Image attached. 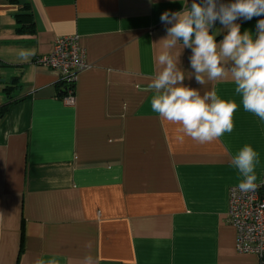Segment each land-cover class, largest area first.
Listing matches in <instances>:
<instances>
[{"label":"crops","instance_id":"1","mask_svg":"<svg viewBox=\"0 0 264 264\" xmlns=\"http://www.w3.org/2000/svg\"><path fill=\"white\" fill-rule=\"evenodd\" d=\"M191 3L0 0V264H78L88 254L95 264H261L237 250L229 207L243 146L259 154L255 182L264 176V121L230 80L183 82L238 105L233 131L210 143L180 139L150 106L155 43L171 26L160 16ZM258 20L236 23L255 32ZM213 34H225L219 21ZM71 35L88 64L74 105L58 94L59 72L34 63ZM191 54L180 56L186 73Z\"/></svg>","mask_w":264,"mask_h":264},{"label":"clouds","instance_id":"2","mask_svg":"<svg viewBox=\"0 0 264 264\" xmlns=\"http://www.w3.org/2000/svg\"><path fill=\"white\" fill-rule=\"evenodd\" d=\"M264 15V0H192L182 11H165L160 20L166 27V36L159 45L156 63L158 71L148 84L153 92L150 106L154 113L174 125H179L183 137L204 144L210 143L234 128L233 116L238 108L236 102L224 100L215 88L200 90L185 86L186 76L206 86L216 81L230 80L235 93L241 97L245 111L264 121V19L256 23V31L241 32L238 19L245 21ZM223 25V38L217 40L214 25ZM220 35V34H219ZM185 48L191 50L189 57L192 73L180 66V56ZM29 53L21 50L19 56ZM187 74V75H186ZM259 154L250 145L243 146L232 158L242 179V192L254 190L257 177L255 167ZM47 264H59L49 260ZM78 264H95L91 254L85 255Z\"/></svg>","mask_w":264,"mask_h":264},{"label":"built area","instance_id":"3","mask_svg":"<svg viewBox=\"0 0 264 264\" xmlns=\"http://www.w3.org/2000/svg\"><path fill=\"white\" fill-rule=\"evenodd\" d=\"M36 65L54 69L60 80L76 83L78 74L88 64L85 49L77 35L56 38L51 52L35 58ZM66 104L74 105L75 89L70 88L63 97ZM257 187L248 192L240 191L238 186L230 190L229 222L237 233L236 246L240 253L255 254L264 264V176Z\"/></svg>","mask_w":264,"mask_h":264},{"label":"trees","instance_id":"4","mask_svg":"<svg viewBox=\"0 0 264 264\" xmlns=\"http://www.w3.org/2000/svg\"><path fill=\"white\" fill-rule=\"evenodd\" d=\"M28 17L29 16L26 15V14H21L19 16L21 21H26ZM75 84L74 83L73 84L72 83H68L66 80H60L59 82H57V90H58L59 96L63 99V97L67 95L68 90L70 88L75 89ZM7 109H8V105H7ZM5 110H6V108H5Z\"/></svg>","mask_w":264,"mask_h":264},{"label":"water","instance_id":"5","mask_svg":"<svg viewBox=\"0 0 264 264\" xmlns=\"http://www.w3.org/2000/svg\"><path fill=\"white\" fill-rule=\"evenodd\" d=\"M259 19H264V15L260 16Z\"/></svg>","mask_w":264,"mask_h":264}]
</instances>
